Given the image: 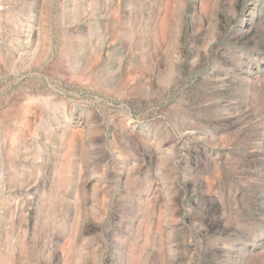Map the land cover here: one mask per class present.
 <instances>
[{
  "label": "rangeland",
  "instance_id": "374dc122",
  "mask_svg": "<svg viewBox=\"0 0 264 264\" xmlns=\"http://www.w3.org/2000/svg\"><path fill=\"white\" fill-rule=\"evenodd\" d=\"M0 264H264V0H0Z\"/></svg>",
  "mask_w": 264,
  "mask_h": 264
}]
</instances>
